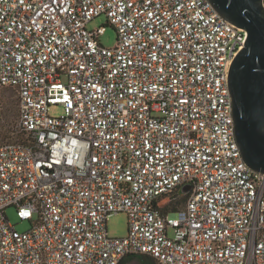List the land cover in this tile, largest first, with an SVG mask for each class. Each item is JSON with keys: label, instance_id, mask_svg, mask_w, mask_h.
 <instances>
[{"label": "built area", "instance_id": "obj_1", "mask_svg": "<svg viewBox=\"0 0 264 264\" xmlns=\"http://www.w3.org/2000/svg\"><path fill=\"white\" fill-rule=\"evenodd\" d=\"M102 14L112 47L87 27ZM247 38L211 0H0L22 136L0 143V264H264V173L229 85Z\"/></svg>", "mask_w": 264, "mask_h": 264}, {"label": "water", "instance_id": "obj_2", "mask_svg": "<svg viewBox=\"0 0 264 264\" xmlns=\"http://www.w3.org/2000/svg\"><path fill=\"white\" fill-rule=\"evenodd\" d=\"M211 2L225 19L248 32L245 47L231 66L229 85L244 160L253 170L264 173V0ZM187 190L188 186L181 192ZM131 258L127 264H133Z\"/></svg>", "mask_w": 264, "mask_h": 264}, {"label": "rangeland", "instance_id": "obj_3", "mask_svg": "<svg viewBox=\"0 0 264 264\" xmlns=\"http://www.w3.org/2000/svg\"><path fill=\"white\" fill-rule=\"evenodd\" d=\"M107 16L102 14L92 19L87 27L90 30H95L99 26L106 24V30L100 37V42L106 47H112L116 44L118 38L117 29L110 24H107ZM51 114L61 113L58 107L50 109ZM19 118V103L18 96L15 90L8 87L0 86V143L21 139V134L16 131V125ZM7 215L12 223L19 230H26L30 227L28 221L21 220L16 212L15 207L7 209ZM173 215V213L171 214ZM108 231L112 237H125L129 233V217L125 212H120L112 215L108 219ZM133 264H145L144 258L141 255H136L131 258Z\"/></svg>", "mask_w": 264, "mask_h": 264}, {"label": "trees", "instance_id": "obj_4", "mask_svg": "<svg viewBox=\"0 0 264 264\" xmlns=\"http://www.w3.org/2000/svg\"><path fill=\"white\" fill-rule=\"evenodd\" d=\"M19 134V133H18ZM22 139V138H21ZM184 205V201L182 200V201H179V202H177V206H175L174 208H172V209H177L178 207H181V206H183ZM143 258H144V262H145V264H159L158 262H157V260L155 259V258H153V257H151V256H147V255H145V256H143ZM127 262H128V260H123V262L121 263V264H127Z\"/></svg>", "mask_w": 264, "mask_h": 264}]
</instances>
